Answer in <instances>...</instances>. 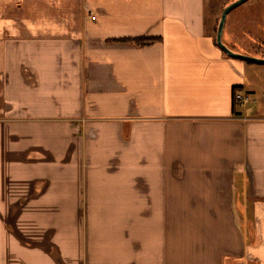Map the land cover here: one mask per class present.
<instances>
[{
	"label": "crops",
	"instance_id": "obj_1",
	"mask_svg": "<svg viewBox=\"0 0 264 264\" xmlns=\"http://www.w3.org/2000/svg\"><path fill=\"white\" fill-rule=\"evenodd\" d=\"M227 1L0 0V264H264Z\"/></svg>",
	"mask_w": 264,
	"mask_h": 264
},
{
	"label": "rangeland",
	"instance_id": "obj_2",
	"mask_svg": "<svg viewBox=\"0 0 264 264\" xmlns=\"http://www.w3.org/2000/svg\"><path fill=\"white\" fill-rule=\"evenodd\" d=\"M233 0H228L230 3ZM224 3L222 9L228 4ZM251 7V8H250ZM222 9L220 12H222ZM249 11L251 14L245 12ZM213 24V34L216 36V30L221 13ZM253 19H249L252 18ZM264 0H248L233 9L227 16L223 29V42L233 51L240 54H247L258 59L264 57ZM250 20V21H249ZM252 23L251 29H248L249 23ZM234 38V42L229 37ZM253 70L249 71L251 78V92L249 93L250 103L239 109L247 115H253L260 112V107L264 105V64H252Z\"/></svg>",
	"mask_w": 264,
	"mask_h": 264
},
{
	"label": "water",
	"instance_id": "obj_3",
	"mask_svg": "<svg viewBox=\"0 0 264 264\" xmlns=\"http://www.w3.org/2000/svg\"><path fill=\"white\" fill-rule=\"evenodd\" d=\"M248 0H233L230 3H228L221 12L220 19L218 22L217 30H216V44L217 46L229 57L232 58H237L244 60L246 62H252L256 64H264V58L258 59L253 56L247 55V54H240L235 51H233L230 47H228L224 42H223V29L224 25L227 19L228 14L235 9L236 7L242 5Z\"/></svg>",
	"mask_w": 264,
	"mask_h": 264
},
{
	"label": "trees",
	"instance_id": "obj_4",
	"mask_svg": "<svg viewBox=\"0 0 264 264\" xmlns=\"http://www.w3.org/2000/svg\"><path fill=\"white\" fill-rule=\"evenodd\" d=\"M119 41L131 43L139 47H144V46H147L154 42L159 41V38H151V37L125 38V39H119ZM215 44H216V40H215Z\"/></svg>",
	"mask_w": 264,
	"mask_h": 264
},
{
	"label": "built area",
	"instance_id": "obj_5",
	"mask_svg": "<svg viewBox=\"0 0 264 264\" xmlns=\"http://www.w3.org/2000/svg\"><path fill=\"white\" fill-rule=\"evenodd\" d=\"M235 100H237L242 106H246L251 101L248 95L240 92L235 94Z\"/></svg>",
	"mask_w": 264,
	"mask_h": 264
}]
</instances>
